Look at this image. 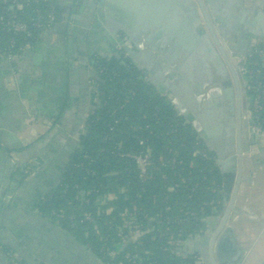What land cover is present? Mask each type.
Returning a JSON list of instances; mask_svg holds the SVG:
<instances>
[{
	"label": "trees",
	"instance_id": "trees-1",
	"mask_svg": "<svg viewBox=\"0 0 264 264\" xmlns=\"http://www.w3.org/2000/svg\"><path fill=\"white\" fill-rule=\"evenodd\" d=\"M18 2L22 10L15 13L27 32L0 36L34 51L48 16L53 13L51 26L59 22L56 0L53 7L45 0ZM262 61L256 54L243 62L257 73L248 81L247 94L258 101L260 121ZM91 66L96 100L78 141L64 154L53 187L38 197L36 211L101 264H196L189 243L205 235L208 220L220 221L229 199L215 154L129 61L93 57ZM257 149L264 156V141ZM127 154L147 157L144 173ZM33 172L29 164L17 165L13 177L27 179ZM8 264L23 263L9 258Z\"/></svg>",
	"mask_w": 264,
	"mask_h": 264
},
{
	"label": "crops",
	"instance_id": "crops-1",
	"mask_svg": "<svg viewBox=\"0 0 264 264\" xmlns=\"http://www.w3.org/2000/svg\"><path fill=\"white\" fill-rule=\"evenodd\" d=\"M202 1L210 13V6ZM208 1L211 7L216 5L215 17L209 14L214 28L223 25L248 34L254 27H264V11L252 14L256 12L257 0ZM56 6V29L45 33L34 51L18 58L12 70L0 65V133H11L25 145L24 151L16 154L0 134V243L8 250L7 255L0 254V264H8L9 258L23 264H101L69 232L42 218L35 209L38 197L52 188L58 178L64 154L70 153L71 144L78 141L97 97L90 61L94 55L90 51H97L99 45L89 50L88 42L92 46L99 36L89 41L88 33L98 0H56ZM107 14L106 20L110 21L108 10ZM200 21L205 28L202 17ZM156 37L155 28L135 36L141 45L150 47L159 44ZM232 39L227 42L231 52L236 45ZM246 40L241 41L242 45ZM100 42L105 44L104 40ZM150 47L143 51L151 53ZM160 57L169 63L168 58ZM35 139L40 140L27 147ZM250 140L244 144L246 150L251 148L246 155L249 160L243 172L244 181L216 240L215 252L218 253L221 237L223 246L218 249L220 256L224 253L218 264H243L251 250V238L258 239L264 228V156L257 149L263 141ZM28 164L34 170L32 176L13 177L17 165ZM223 190L230 196L232 187ZM219 223V219L208 220L205 235L188 245L190 253L201 257V264L209 238Z\"/></svg>",
	"mask_w": 264,
	"mask_h": 264
},
{
	"label": "water",
	"instance_id": "water-1",
	"mask_svg": "<svg viewBox=\"0 0 264 264\" xmlns=\"http://www.w3.org/2000/svg\"><path fill=\"white\" fill-rule=\"evenodd\" d=\"M206 2L210 6V13L207 12L202 0H132L131 3L129 0L126 2L125 0H98L88 38L90 41L99 36V39L95 42L92 41L94 43L92 46H90L91 41L88 42V46L90 50L99 45L98 50H100L95 52L99 57L121 60V53H119L118 48L126 53L127 59L135 69L144 73L147 82L151 83L160 94L166 95L176 112L185 118L208 150L215 154L223 187L226 189L229 186L232 187V192L227 201L228 205L220 223L209 238L207 254L202 255L203 264H218L217 261L224 257V253L220 256L218 249L223 246L220 241L221 237L218 241V253L215 252L216 240L233 211L240 184L244 181L243 172L248 163L246 161L249 159L245 156L247 151L241 145L240 119H238L237 124L238 137L235 149L231 140L230 126L225 125V121L222 119L223 108L220 102V93L215 91L218 99L211 100L209 103L203 100L202 93L205 89L203 77L206 75L211 80L212 68H217L220 72H226L227 67L230 68L228 57L231 55V50L227 45L229 38H233V42L236 41L232 52H238L235 50L238 49L236 47H239L241 52L244 49L245 53L248 44L251 45L253 41L264 35V27H254L249 32V36L240 30L225 28L223 25L214 28L209 14L212 18L215 17L216 5L211 7V3L208 0ZM196 6L206 29L201 27V17ZM107 10L111 14L110 21L106 20ZM216 22V19H213V23ZM101 25H104L106 31L100 27ZM153 28L156 29V39L159 40V44L151 47L148 44L141 45L135 36L139 32H150ZM107 32L115 39V47H112L110 43L102 44L100 42L105 39L101 34H108ZM117 33L124 37L121 38ZM127 37L131 38L130 43L125 41ZM245 39L247 42L245 41L246 44L242 45L241 40L244 41ZM149 47L152 50L151 53L143 51V48L148 49ZM155 51L168 58L169 63H166L159 54L156 55ZM91 52L90 54L93 55V50ZM182 53L184 54L181 59L182 65L178 68L181 75L178 80L171 83L170 70L164 65L171 66L173 58L181 57ZM165 76L170 78L163 80ZM243 110H245V104ZM0 134L15 150L16 154L24 151V143L19 142L11 133L3 132ZM254 137L251 140L257 139L256 136ZM0 152L2 151L0 150ZM262 230L258 239H255V236L251 238L249 247L251 250L245 256L243 264H264V228Z\"/></svg>",
	"mask_w": 264,
	"mask_h": 264
},
{
	"label": "flooded vegetation",
	"instance_id": "flooded-vegetation-1",
	"mask_svg": "<svg viewBox=\"0 0 264 264\" xmlns=\"http://www.w3.org/2000/svg\"><path fill=\"white\" fill-rule=\"evenodd\" d=\"M257 2H258L257 6H254V8L256 9V12L252 13V14H256V13H260L261 11H264V0H257ZM255 18H257V20H261L260 16H255ZM55 27L56 26L51 28L48 32H53L54 29H56ZM100 27L104 29V25H101ZM104 30L106 31V29H104ZM107 33L108 34H105V35H104V33L101 34L102 37H105L104 43L105 44L110 43L112 47H115V39L112 37V35L109 32H107ZM117 35L120 36L121 38L124 37L120 33H117ZM246 35L249 36V33ZM130 39L131 38L127 37V38H125V41L130 43V41H131ZM229 41H230V38H229ZM255 42H256V44H260V43L264 42V35H262V37L258 38L256 41H253L251 43V45L248 44L247 51L245 53H244V51L241 52L239 47H236L238 49L235 50L238 52H235V53L230 52L231 57L230 56L228 57L229 63H230V68L227 67L226 72H222V71L220 72L219 69L212 68V72L210 73L212 79L209 80L206 75H204V77H203V80L205 82V86H204L205 89L202 93L203 100H205L206 103H209L211 100L218 99V96L215 93V91H218L220 93V102H221V106L223 108L222 119L225 121L224 122L225 125L230 126L231 134H232L231 140L233 142L235 149H236V145H237L236 141H237V137H238L237 136L238 119H240V130H241L240 136H241V141H242V144H241L242 148L245 147L244 144H245L246 140H248L250 138L251 139L255 138L254 134L251 131L250 126L247 127L245 124V117H244L245 110H243V106L245 104V98H244V92H243L244 89H243L242 80H241V77L238 73V68H237V64L242 63L244 61V57L248 54L249 48L250 47H253V48L256 47V45H254ZM257 48H259V47H257ZM118 51H119V53H121V60H123V61L127 60V62H128L129 60L127 59V54L124 53L119 48H118ZM95 52H96V50L93 51L94 56H91L90 61L93 57L100 59V57L97 56L95 54ZM161 56L164 57V55H161ZM182 56H184L183 53H182L181 57H179L177 59H173L171 61L172 65L169 66V70H170L169 76H171V79H170L171 83L178 80V77L181 75L178 72V68H180L182 65L181 64ZM101 58L109 60L111 57H101ZM165 66H168V64H165ZM169 76H165L163 78V80L169 79L170 78ZM214 94H215V96H214ZM223 134H224V130H223Z\"/></svg>",
	"mask_w": 264,
	"mask_h": 264
},
{
	"label": "built area",
	"instance_id": "built-area-1",
	"mask_svg": "<svg viewBox=\"0 0 264 264\" xmlns=\"http://www.w3.org/2000/svg\"><path fill=\"white\" fill-rule=\"evenodd\" d=\"M18 1L19 0H0V6H2V10L0 11V34L1 33L17 34V33L27 32L26 24L22 21H19L15 13V11L22 10V5ZM45 1H50L51 7L55 5L54 0H45ZM4 13H6L7 16H4L3 15ZM58 23L51 26V24H54L53 13H51L48 16V23L45 25L44 32L47 33L51 28L56 26ZM31 52H32V47L29 44H25L16 48L13 39L6 40V42H4L0 36V65H7V67L10 70H12L14 63L18 58H22L23 56ZM256 54H258L259 58L263 60L262 66L264 67V50L260 48H256V50L252 51L248 55V57H251L252 55L254 56ZM237 68L244 89L243 92L245 98V110L247 111L248 117L252 120V124L250 125L251 131L258 137H264V130L262 129V126L264 125V121H260L259 115L257 114L258 101L257 99H255L253 95L247 94L248 81L251 80L252 77L256 76L257 73L252 70L249 71L247 68H245V65L243 63H238ZM258 87H260V89L262 90V95L264 99V85L260 84ZM126 157L133 159L140 168V171L142 173L145 172V165L147 163L146 156L127 154ZM85 219L89 220V216L86 215ZM0 254L5 255V253L2 251L1 245H0ZM195 262L196 264H201L202 262L201 257L196 256Z\"/></svg>",
	"mask_w": 264,
	"mask_h": 264
},
{
	"label": "rangeland",
	"instance_id": "rangeland-1",
	"mask_svg": "<svg viewBox=\"0 0 264 264\" xmlns=\"http://www.w3.org/2000/svg\"><path fill=\"white\" fill-rule=\"evenodd\" d=\"M254 45H256V47H250L249 48V50H248V54L244 57V59L252 52V51H254V50H256V48L257 47H259L260 45H262V44H256V42L254 43ZM263 46H264V42H263ZM253 48V49H252ZM244 62V61H243ZM242 62V63H243ZM92 68V67H91ZM93 69V68H92ZM93 87H95V85H93ZM96 88V87H95ZM92 109V108H91ZM245 112L246 113H244V117H245V124H246V126L247 127H249L251 124H252V120L248 117V114H247V111L245 110ZM254 134V133H253ZM254 136H256L255 134H254ZM257 137V139H259V140H262V141H264V137H258V136H256ZM253 146V145H252ZM256 146V145H255ZM247 148V147H246ZM246 150V149H245ZM246 151H248V153L249 152H251V148L249 147V148H247V150ZM247 155V154H246ZM263 169H264V166H263Z\"/></svg>",
	"mask_w": 264,
	"mask_h": 264
},
{
	"label": "bare ground",
	"instance_id": "bare-ground-1",
	"mask_svg": "<svg viewBox=\"0 0 264 264\" xmlns=\"http://www.w3.org/2000/svg\"><path fill=\"white\" fill-rule=\"evenodd\" d=\"M246 156V155H245ZM246 157H248V156H246ZM246 162H248V161H246ZM246 169V168H245Z\"/></svg>",
	"mask_w": 264,
	"mask_h": 264
}]
</instances>
